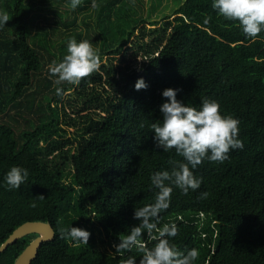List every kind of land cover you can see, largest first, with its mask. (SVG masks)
<instances>
[{"label":"trees","instance_id":"obj_1","mask_svg":"<svg viewBox=\"0 0 264 264\" xmlns=\"http://www.w3.org/2000/svg\"><path fill=\"white\" fill-rule=\"evenodd\" d=\"M29 1L0 0V12L9 15L0 27V245L26 221H49L55 237L42 244L32 264H122L129 256L139 264L142 253L135 248L123 255L115 247L113 253L88 246L72 251L70 237L62 238L61 232L86 226L88 205L115 244L138 225L135 209L154 203L158 192L151 176L171 171L170 160L183 162L174 149L156 148L151 129L162 123L160 106L167 100L162 93L171 88L190 107L199 109L204 99L218 102L221 115L240 121L238 138L244 147L230 150L223 163L205 159L193 169L202 180L200 188L184 194L174 187L158 227L178 226L170 242L185 253L198 249L194 264H264V31L255 40L246 37L238 21L225 20L212 8L213 0L181 2L167 22L171 32L162 48L154 49L156 55L141 71L122 72L107 115L94 123L71 156L75 184L64 185L61 173L42 162L32 147L54 121L56 89L64 94L73 86L57 85L49 68L63 61L69 39L79 43L81 34L68 31L71 23L58 10L68 11L65 2L71 0ZM101 2L109 33L106 29L100 58L118 52L139 22L134 17L137 0ZM140 78L147 88L137 91ZM14 166L27 169L28 178L19 189L9 190L6 175ZM204 192L208 196L201 199ZM36 236L31 233L10 245L0 253V264H15ZM145 241L149 247L156 243Z\"/></svg>","mask_w":264,"mask_h":264},{"label":"clouds","instance_id":"obj_2","mask_svg":"<svg viewBox=\"0 0 264 264\" xmlns=\"http://www.w3.org/2000/svg\"><path fill=\"white\" fill-rule=\"evenodd\" d=\"M80 4L81 0H71L73 10ZM212 8L225 20L238 21L248 38L255 40L264 31V0H213ZM8 21V13L0 12V27ZM67 53L62 62H53L49 68L50 74L57 77V85L64 82L79 85L84 78L100 69L98 50L87 40L78 43L74 37L70 38ZM146 88L143 78L138 79L135 89L139 91ZM178 91L171 88L163 91L162 96L167 100L160 106L162 123H153L151 129L156 148L165 152L174 149L183 162L170 160L171 171H160L151 176L152 185L158 189L155 202L135 209L133 218L139 221L138 225L131 227L127 235L120 236V242L114 245L116 253L121 255L133 248L142 253L139 264H194L200 256L198 249L192 248L185 253L171 243V238L178 235L179 229L175 223L158 227L161 213L170 207L174 187L181 189L184 194L200 188L202 180L196 178L192 170L205 159L223 163L229 159L230 150H242L244 147L243 141L238 138L240 121L230 115H221L218 102L204 99L197 109L177 100ZM56 94L62 95V89L58 87ZM27 178V169L12 167L6 175L9 190L19 189ZM207 196L208 193L204 192L200 198L205 199ZM145 233L149 240L156 241L153 247H149L143 239ZM65 235L86 245L90 238L88 231L78 227L62 231L61 237ZM122 264H137V261L135 257L129 256L122 260Z\"/></svg>","mask_w":264,"mask_h":264},{"label":"rangeland","instance_id":"obj_3","mask_svg":"<svg viewBox=\"0 0 264 264\" xmlns=\"http://www.w3.org/2000/svg\"><path fill=\"white\" fill-rule=\"evenodd\" d=\"M34 1L39 0H30L29 4ZM183 1L137 0L139 9L134 17H138L139 22L136 24L135 31L127 43L119 47L118 52L102 54L100 69L91 75L96 81L90 80L89 77L84 78L79 85L71 86L63 95L52 99L54 121L45 130L44 135H39V141L32 150L37 153L42 162L61 173L60 181L64 185L75 184V169L71 156L77 153L80 144L89 136L94 123L98 122L101 116L107 115L105 110L118 94L122 72L141 71L150 58L156 55L152 54L154 49L158 47L161 49L171 32V27L167 24L168 20L176 16L175 10ZM98 2L99 0H81L80 6L73 10L71 3L66 1L65 4L70 6L68 11H65L64 7L58 10L64 13L67 21L71 23L68 31L80 33V41L87 40L86 37H89L93 48L100 52L104 47L103 42L106 40L109 22L105 20L104 26L102 18H106L107 8L104 7L103 2L100 4ZM114 19H116L115 13L111 15V20ZM59 27L63 30L67 29L63 25ZM117 36L121 37V34ZM103 66H106V69H103ZM106 70H110L114 77L108 76ZM67 155H69V161L65 160ZM75 186L80 190L78 185ZM86 209L89 211L86 214L89 221L86 226L79 228L90 233L88 244L76 242L70 238L68 239L70 249L77 252L82 247L88 246L113 253L112 248L116 244L112 242L111 234L100 222L94 209L90 205ZM201 217L204 218V216ZM147 238V234L144 235V240Z\"/></svg>","mask_w":264,"mask_h":264},{"label":"water","instance_id":"obj_4","mask_svg":"<svg viewBox=\"0 0 264 264\" xmlns=\"http://www.w3.org/2000/svg\"><path fill=\"white\" fill-rule=\"evenodd\" d=\"M31 233H35L37 236L25 247L22 253L19 254L15 264H32L42 244L52 241L55 237L54 226L51 222L49 223V221L37 220L24 222L9 235L3 244L0 245V253H3L18 239Z\"/></svg>","mask_w":264,"mask_h":264}]
</instances>
